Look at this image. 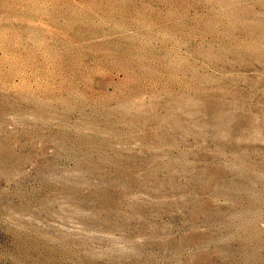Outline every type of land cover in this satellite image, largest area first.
<instances>
[{"label": "rangeland", "instance_id": "rangeland-1", "mask_svg": "<svg viewBox=\"0 0 264 264\" xmlns=\"http://www.w3.org/2000/svg\"><path fill=\"white\" fill-rule=\"evenodd\" d=\"M0 264H264V0H0Z\"/></svg>", "mask_w": 264, "mask_h": 264}]
</instances>
